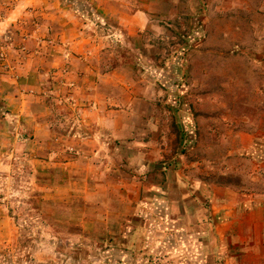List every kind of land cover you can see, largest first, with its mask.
Here are the masks:
<instances>
[{"label":"rangeland","instance_id":"rangeland-1","mask_svg":"<svg viewBox=\"0 0 264 264\" xmlns=\"http://www.w3.org/2000/svg\"><path fill=\"white\" fill-rule=\"evenodd\" d=\"M8 1L1 20L10 17ZM57 1L64 26L28 7L1 31L0 264H233L221 242L199 233L204 218L171 209L165 221L152 186L170 184V194L178 184L184 192L230 186L241 197L264 198V160L243 151L239 136L255 131L264 146V0H142L150 24L129 40L105 15L114 0ZM74 36L100 46V68H120L101 101L119 108L127 91L134 110L116 121L131 131L125 151L93 166L63 141L61 93L74 86L63 71L41 78L56 94L41 92L33 112L13 110L29 103L33 82L20 66L49 51L62 56L60 45ZM187 118L191 141L181 125ZM150 120L162 155L145 169L129 142L144 140ZM100 201L111 202L113 225L94 221L105 211Z\"/></svg>","mask_w":264,"mask_h":264},{"label":"crops","instance_id":"crops-1","mask_svg":"<svg viewBox=\"0 0 264 264\" xmlns=\"http://www.w3.org/2000/svg\"><path fill=\"white\" fill-rule=\"evenodd\" d=\"M3 1L5 0H0V10L4 7L1 4ZM128 1L114 0V5L105 14L113 21L112 31H119L120 34L123 31L127 40H129V37L133 38L138 35V32H142L150 24L147 5L142 3V0H131V2H137L138 5L135 4V6ZM8 4L5 13L9 14L10 17L8 20L0 19V36L5 25L11 23L14 17L26 14L28 7L36 8V13L41 14L42 19L55 16L54 21L57 23H54V25L64 26L67 24L66 21L58 17L62 16L64 12L62 9L57 8V0H10ZM39 23L41 28H45L44 25H49L47 22ZM59 28L61 29V27ZM76 35L83 37L81 33ZM67 40L68 42H65ZM63 41V45H60L61 49L65 50L62 56H56V52L49 51L48 53L45 52L43 57L38 55L35 59L28 60L20 66L19 71L21 74L28 77L31 74L33 82L27 83L31 86V92L26 96L29 103L18 101V104L13 106V110L16 113L17 111L21 113L23 110L33 112V103L42 101V93L46 94L48 88H52L50 92L56 94L53 86H49L47 82L43 84L41 78L56 79L63 71L66 80H71L74 85L69 89L65 87L66 90L64 89L61 93L64 96L61 100L64 109V120L61 125L66 132L62 136L63 141L66 145L75 143V148H77L75 150L79 154L78 158L91 163V166H93V161H97L104 156L112 157L117 152L121 153L127 148L121 143L125 141L124 137L131 131L127 130L126 127L120 128L123 125L117 128L116 121L121 116L127 118L133 115L134 110L130 105L132 97L129 92L124 91L126 103L119 108L111 106L108 101L102 102V98L107 100L110 95L105 86L115 79L116 74L120 72V68L108 65L100 68V50L97 51L96 49L101 48L100 46L96 48L97 46L91 44L90 39L75 40L74 36ZM91 49H94V52L90 53ZM113 84L115 85L114 82ZM16 93L19 94V92ZM77 113H80L79 116ZM181 123L186 139L191 141L194 132L191 122L187 118L183 119ZM155 124L156 122L153 120L147 123V135L143 141L139 142L138 138H135L129 142V148H132L135 144L138 145L134 148L133 154L142 157V159L145 156L146 161L142 163V167L145 169L150 167L151 162L150 164L148 162L151 158L159 159L162 155L160 135H154L153 133V129L156 127ZM42 125V123H39L38 126L34 127L41 129ZM128 126L131 128L133 124L129 123ZM44 127H48V124L45 123ZM47 134L44 133V137H48ZM33 135L36 138L35 141H38L37 137L39 139L41 137L38 132L33 133ZM239 136L242 140L240 147L243 151L248 152L251 150L252 156H255L258 161L264 160V146L260 145V137L257 132H240ZM68 164L74 165L72 163ZM94 166L100 170L103 165ZM166 184L161 182L152 186L155 191L153 196L159 201L160 205L158 207H162L160 212H162L165 221L169 220L167 212L172 215L171 209L178 212V214L196 218L200 221L204 218V223H201L205 227V231L199 233L214 239L218 243L221 242L226 249L222 252L227 256L230 263L264 264V198L260 199L248 195L241 197L232 187L218 185L201 187L199 190L196 185H191L184 192L178 184L179 189L174 190V194H170L168 190L170 184L167 186ZM176 194H178V197H175ZM96 207L105 211L101 217H98L99 214H97L94 221L113 225L115 221L112 218L108 219L112 215L111 202L100 201L96 204ZM75 219L77 223L83 222V218L80 219L79 214Z\"/></svg>","mask_w":264,"mask_h":264}]
</instances>
